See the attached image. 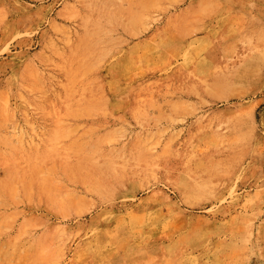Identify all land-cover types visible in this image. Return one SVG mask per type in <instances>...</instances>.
<instances>
[{"label":"rangeland","instance_id":"1","mask_svg":"<svg viewBox=\"0 0 264 264\" xmlns=\"http://www.w3.org/2000/svg\"><path fill=\"white\" fill-rule=\"evenodd\" d=\"M207 263L264 264V0H0V264Z\"/></svg>","mask_w":264,"mask_h":264},{"label":"bare ground","instance_id":"2","mask_svg":"<svg viewBox=\"0 0 264 264\" xmlns=\"http://www.w3.org/2000/svg\"><path fill=\"white\" fill-rule=\"evenodd\" d=\"M141 97V96H140ZM206 257H207V255H206ZM192 262V261H191ZM188 263V262H187ZM208 264V263H207Z\"/></svg>","mask_w":264,"mask_h":264}]
</instances>
